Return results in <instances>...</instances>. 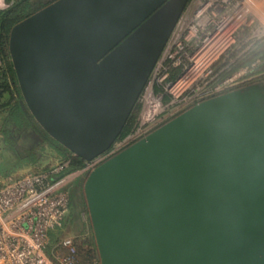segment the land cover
<instances>
[{
    "label": "water",
    "instance_id": "water-1",
    "mask_svg": "<svg viewBox=\"0 0 264 264\" xmlns=\"http://www.w3.org/2000/svg\"><path fill=\"white\" fill-rule=\"evenodd\" d=\"M188 0H54L12 28L23 99L72 155L122 134ZM100 264H264V84L194 105L92 170Z\"/></svg>",
    "mask_w": 264,
    "mask_h": 264
},
{
    "label": "built area",
    "instance_id": "built-area-1",
    "mask_svg": "<svg viewBox=\"0 0 264 264\" xmlns=\"http://www.w3.org/2000/svg\"><path fill=\"white\" fill-rule=\"evenodd\" d=\"M176 33L177 41H174L169 54L170 71L173 73L183 58L188 57L194 67L200 52L216 49L226 41L211 62L227 63L235 48H252L264 41V0H188L152 74ZM191 51H194L192 55ZM193 67L175 84L188 78ZM152 117L144 113L143 119ZM114 143L105 152L85 160L83 166L73 173L56 177L68 166L62 163L54 169L29 171L19 177H10L0 185V264H80L77 238L65 236L49 251L50 231L62 227L67 219L71 175L94 170L98 164L115 156L117 144Z\"/></svg>",
    "mask_w": 264,
    "mask_h": 264
},
{
    "label": "rangeland",
    "instance_id": "rangeland-1",
    "mask_svg": "<svg viewBox=\"0 0 264 264\" xmlns=\"http://www.w3.org/2000/svg\"><path fill=\"white\" fill-rule=\"evenodd\" d=\"M43 1L48 4L54 0ZM7 5L9 4L7 3ZM7 5H5L4 8L8 7ZM187 33L188 30L184 33V35ZM177 36L178 34L176 33L175 37L171 40L170 46L165 53H163L160 64L152 74L147 86L142 92L135 107L134 115L132 116L130 129L125 134H121L115 141L117 146L114 153H120L201 101L229 91L238 90L255 83L264 84V41H262L258 43L257 46L252 48H247L246 46L235 48L232 50V54L230 55V59L227 63H214L215 61L211 62L204 72L192 81L191 86H188L180 95H176L171 90V87L179 79H182L193 67V62H191L187 57L182 59V63L178 66V69L174 73L170 71L171 58L169 54L172 52L174 41H177ZM192 52L194 51H191L190 55H192ZM195 89H198V91H195ZM150 92L152 93L153 98L159 102V108L156 111V114L154 113V117H152L153 119L144 120L143 117L147 108V96ZM1 117L2 115L0 118ZM16 146L20 149L18 142ZM15 147L13 148L11 145L7 144L6 141H3L2 136L0 135V164L4 161L17 163L20 158L19 156L27 155L24 151L23 155L19 154L16 152ZM34 152L38 157V161L36 163L30 164L25 162L22 166L8 173V176L0 175V185H2L10 177H19L29 171L54 169L55 167H59L62 163H66L68 165L70 163L66 160L67 158L62 155L63 153L58 151L56 147L50 146L48 143H42V145H40ZM103 162L98 164L96 167L101 165ZM76 170H73L71 173ZM91 171L92 170L85 173L71 175L70 184L76 185V188H74L76 189L73 206L74 212L69 207V213L63 226L50 231L51 240L49 251L59 239L65 236H75L79 244H81V242L84 243L87 240H93L96 243L84 191L85 180ZM6 177L8 178L6 179ZM77 222L80 225L78 228L75 226V223ZM82 247V249L86 248L87 244H84ZM94 264H100V257L95 260Z\"/></svg>",
    "mask_w": 264,
    "mask_h": 264
},
{
    "label": "trees",
    "instance_id": "trees-1",
    "mask_svg": "<svg viewBox=\"0 0 264 264\" xmlns=\"http://www.w3.org/2000/svg\"><path fill=\"white\" fill-rule=\"evenodd\" d=\"M6 1L9 4L8 7L0 8V116L2 115L0 118V135L2 136V140L6 141V143L13 148L18 142L20 149L16 146V152L22 155L26 152L27 155L19 156L20 158L18 157L17 163L2 162L0 164V175L8 176V173L22 166L25 162L30 164L36 163L38 157L34 151L42 145V143H48L50 146L56 147L58 151L63 153L62 155L70 162L63 171L56 174V177H62L82 167L85 159L72 155L58 141L53 139L35 120L23 99L9 51L10 32L14 25L46 6L47 3L43 0ZM133 115L134 111L122 135L130 129ZM74 188H76V185L70 184L68 186L70 193V208L73 212L76 191ZM75 226L78 228L80 225L77 222ZM84 244H87V247L82 249ZM78 247L80 264H94L95 260L99 259L97 245L93 240H87L84 243L81 242V244L78 243Z\"/></svg>",
    "mask_w": 264,
    "mask_h": 264
},
{
    "label": "bare ground",
    "instance_id": "bare-ground-1",
    "mask_svg": "<svg viewBox=\"0 0 264 264\" xmlns=\"http://www.w3.org/2000/svg\"><path fill=\"white\" fill-rule=\"evenodd\" d=\"M227 42V41H226ZM222 46L217 47L216 49H206L202 52H200L196 56L197 63L193 67L190 75L188 78H185L181 81H179L177 84H175L172 87V91L175 94H179L183 88H185L188 84L192 82V80L202 72V70L215 58L217 55L221 52V50L224 48L225 43ZM213 43V42H212ZM159 104L158 102L153 98L152 93L150 92L147 96V108L145 110V114L147 117H152L153 114L158 110Z\"/></svg>",
    "mask_w": 264,
    "mask_h": 264
},
{
    "label": "crops",
    "instance_id": "crops-1",
    "mask_svg": "<svg viewBox=\"0 0 264 264\" xmlns=\"http://www.w3.org/2000/svg\"><path fill=\"white\" fill-rule=\"evenodd\" d=\"M5 5H7V1L6 0H0V8H4ZM8 6V5H7ZM2 177V176H1ZM8 177H6L7 179Z\"/></svg>",
    "mask_w": 264,
    "mask_h": 264
}]
</instances>
